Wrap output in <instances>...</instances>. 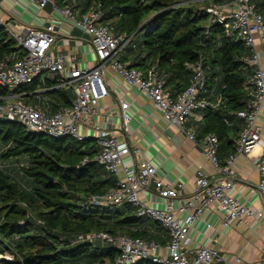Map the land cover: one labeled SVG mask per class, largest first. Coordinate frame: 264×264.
Masks as SVG:
<instances>
[{"label": "trees", "instance_id": "trees-1", "mask_svg": "<svg viewBox=\"0 0 264 264\" xmlns=\"http://www.w3.org/2000/svg\"><path fill=\"white\" fill-rule=\"evenodd\" d=\"M66 1L56 3L61 6ZM189 1L78 0L76 7H81L85 15L100 6V23L112 29L115 36H133V44L141 38L139 48L134 51L140 60L137 66L155 69L173 97L191 85L193 73L188 66L202 63L207 85L200 98L216 103L221 97L222 102L217 109L199 111L203 121L195 138L203 141L209 135L216 136L218 160L223 166L235 153L244 129L237 114L245 110L250 98L247 81L252 69L244 62L250 52L242 41L229 37L224 26L212 22L207 10H200ZM250 5L264 22V0H250ZM17 52L16 40L0 27V61ZM54 86L55 79L41 82L37 78L18 87L13 94L33 97L41 89L51 90ZM10 93L0 87V104L5 103ZM51 95L55 98L50 103L55 112L72 104L69 91L53 90ZM98 153L94 139H57L28 132L15 122H0V161L15 162L19 169L16 175L0 170V264L114 262L119 256L114 247L100 242H77L79 235L91 233L160 244L158 237L145 227L149 224L161 229L137 217L131 205L119 208L90 205L91 197L105 196L117 185L115 176L95 161ZM137 264L153 263L147 260Z\"/></svg>", "mask_w": 264, "mask_h": 264}, {"label": "built area", "instance_id": "built-area-1", "mask_svg": "<svg viewBox=\"0 0 264 264\" xmlns=\"http://www.w3.org/2000/svg\"><path fill=\"white\" fill-rule=\"evenodd\" d=\"M43 9L52 5L54 10L66 18L75 21L73 10L78 0H70V4L59 7L56 0H31ZM233 10L226 17L217 8L211 6L207 13L211 21L224 26L226 34L242 41L250 55L244 62L252 69L247 81L249 100L245 110L237 117L243 121L244 129L237 142L235 153L228 157L225 165L218 160L219 141L216 136L209 135L200 145L203 156L215 172V176L200 171L193 191L188 197L182 195L184 185L165 183L159 176L157 168L149 162L141 160L139 149L132 148L129 143L114 136L109 129L94 125V119L100 114V102L109 96L108 84L104 76L107 65L115 70L130 85L137 87L150 99L155 110L162 113L168 126L177 127L186 134L188 140L195 142V133L186 131L187 124L196 111L206 108L217 109L222 102L221 97L216 103H210L200 96L205 92L207 78L202 63L189 65L193 73L191 85L180 95L173 97L165 90V82L160 79L155 69L146 75L137 70H129L121 62L133 36H115L112 29L100 23L102 12L100 6L83 15L76 26L88 37L91 47L99 62L92 69H80L74 65V57L56 56L53 46L56 42L53 24L41 29H24L14 35L18 47L25 55L17 63L10 65L0 63V87L11 91L4 104H0V122H15L26 131L45 134L52 138H72L82 141L81 127H90L93 132L99 153L95 161L117 178L116 188L105 196H93L90 205L101 208H119L131 205L136 216L151 221L160 227L168 237L163 251L156 241L113 237L107 233H91L79 235V243H102L114 247L119 256L114 262L107 264H137L140 261H151L153 264H250L240 257L226 261L211 248L197 251L191 257L190 229L194 222L208 208L218 205L225 228L234 225L249 226L253 222L264 220V208L256 210L234 198L230 192L236 187L234 166L240 157L251 159L257 168L260 181L257 191L264 202V22L250 5V0H237L231 4ZM45 73L53 75L56 90H71L74 101L68 108L60 109L54 115L15 100L18 87L31 84ZM130 104L121 102V119L123 130L127 131L130 123ZM126 158H130L127 163ZM155 192L163 201L164 207L156 209L143 202L145 193ZM1 241V240H0ZM260 264H264V258Z\"/></svg>", "mask_w": 264, "mask_h": 264}, {"label": "crops", "instance_id": "crops-1", "mask_svg": "<svg viewBox=\"0 0 264 264\" xmlns=\"http://www.w3.org/2000/svg\"><path fill=\"white\" fill-rule=\"evenodd\" d=\"M68 4L70 0L62 2L59 7L62 8ZM82 12L81 7L73 10L72 15L75 21L81 20ZM75 21L56 12L52 5L41 9L31 0H0V27L5 28L10 36L14 38V35L20 34L24 29H41L53 24L57 37L53 46L54 54L65 58L74 57V65L80 69L95 68L99 62L89 37L76 26ZM141 41L142 39L139 38L137 42L130 44L121 55L120 62L127 68L133 67L134 70L146 74L150 69L144 70L137 66L140 60L137 52H134L139 48ZM17 48L16 54L0 63L13 65L20 61L25 52L18 47V44ZM132 48L133 51L130 50ZM104 76L108 84L109 96L100 102V114L94 119L96 127H107L112 135L126 140L132 148L139 149L142 153L141 160L154 165L158 170V176L165 183L174 185L176 189H179L178 185L183 184L184 189L180 191L184 197H188L193 191L200 171L215 176L213 168L202 154L201 140L192 142L177 127L168 126L162 113L154 109L145 93L137 87L130 86L123 77L107 65L104 67ZM48 78L53 79V75ZM39 79L44 82L46 78ZM53 90H56L55 86L51 90L41 89L33 97L30 94L15 95V100L36 107L51 116L60 109L67 108L61 107L54 111V107L50 104L55 102V98L51 95ZM67 91L71 92L73 102L75 98L73 92ZM43 96L46 97L43 98ZM4 100L6 103L11 99ZM121 102L131 106L128 111L130 123L127 131L123 130ZM199 111H196L190 119L186 131L197 132L199 124L203 121ZM261 119L264 120V112ZM80 132L85 139H94L90 127L83 126ZM129 159H125L127 163L130 162ZM225 163L223 162L224 165ZM234 172L237 179L236 187L230 194L244 205L262 210L264 202L257 191L260 175L251 159L240 157L234 166ZM142 200L156 209L164 207V201L155 192L145 193ZM145 229L158 237L164 251L168 243L166 233L161 228L162 231L149 224ZM190 239L191 257H196L197 251L202 248H211L226 261L240 257L250 264H260L264 258V220L253 222L249 226L234 225L225 228L222 225V215L218 205L205 210L194 222L190 229Z\"/></svg>", "mask_w": 264, "mask_h": 264}, {"label": "rangeland", "instance_id": "rangeland-1", "mask_svg": "<svg viewBox=\"0 0 264 264\" xmlns=\"http://www.w3.org/2000/svg\"><path fill=\"white\" fill-rule=\"evenodd\" d=\"M237 0H231L228 3H218L214 2L213 0H190L188 4H195L200 10H207L209 7L213 6L218 9L222 16L226 17L230 14L233 10L231 4H235ZM206 3L207 5H205ZM208 7V8H207ZM207 8V9H206ZM51 77V74L45 73L43 78ZM46 96H43L45 98ZM22 161L21 163H23ZM10 163V164H9ZM6 169L10 174L16 175L18 173V166L17 163L13 162H2L0 161V170Z\"/></svg>", "mask_w": 264, "mask_h": 264}, {"label": "water", "instance_id": "water-1", "mask_svg": "<svg viewBox=\"0 0 264 264\" xmlns=\"http://www.w3.org/2000/svg\"><path fill=\"white\" fill-rule=\"evenodd\" d=\"M53 182V180L52 179H50V183H52Z\"/></svg>", "mask_w": 264, "mask_h": 264}]
</instances>
